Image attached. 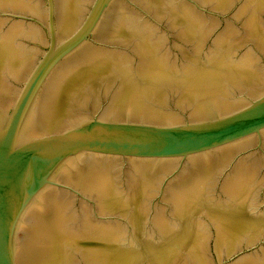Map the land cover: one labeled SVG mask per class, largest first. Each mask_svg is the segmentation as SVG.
<instances>
[{"label": "water", "instance_id": "water-1", "mask_svg": "<svg viewBox=\"0 0 264 264\" xmlns=\"http://www.w3.org/2000/svg\"><path fill=\"white\" fill-rule=\"evenodd\" d=\"M0 150L264 256V0H0Z\"/></svg>", "mask_w": 264, "mask_h": 264}]
</instances>
